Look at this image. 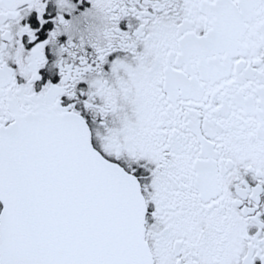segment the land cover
<instances>
[{"label":"snow or ice","instance_id":"1","mask_svg":"<svg viewBox=\"0 0 264 264\" xmlns=\"http://www.w3.org/2000/svg\"><path fill=\"white\" fill-rule=\"evenodd\" d=\"M0 264H264V0H0Z\"/></svg>","mask_w":264,"mask_h":264}]
</instances>
